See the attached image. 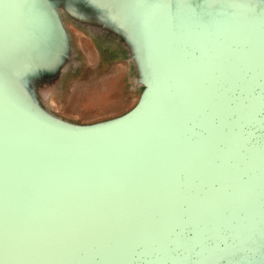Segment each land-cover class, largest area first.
I'll return each instance as SVG.
<instances>
[{
	"label": "water",
	"instance_id": "water-1",
	"mask_svg": "<svg viewBox=\"0 0 264 264\" xmlns=\"http://www.w3.org/2000/svg\"><path fill=\"white\" fill-rule=\"evenodd\" d=\"M141 2L149 10H164L160 24L170 16L173 29L185 35L178 45L186 54L178 56L194 58L190 73L181 77L192 113L175 108L177 114L165 127L168 135L185 148L214 137L213 154L201 144L197 157L188 161L177 142L150 132L159 125L153 129L158 119L150 107L158 101L167 111L159 98L174 94L171 80L179 78L181 67H169L171 80L158 97L137 45V59L128 56L139 91L124 111L78 122L55 113L41 98L37 87L53 78L68 57L69 37L58 7L77 18L96 20L124 38L129 29L123 17L135 19V0H4L5 15L25 48L12 58L11 72L18 85L21 122L31 140L28 152L39 164L37 187L46 192L49 183L57 188L65 182L67 187L73 171L84 174L95 189L106 182L100 186L119 199L93 206L100 195H89L83 201L90 203L80 211L92 220L73 212L67 226L58 208L52 218L41 212L29 217L22 212L28 208L10 203V218L0 214V264H79L85 255L86 264H264V0ZM179 8L190 22L188 31L175 16ZM140 50L145 53L141 45ZM194 84L197 91L191 93ZM211 102L223 110L214 111ZM1 164L6 170L0 176L9 181H32L28 171H19L23 167ZM62 170L69 179H58ZM71 221L75 238L68 230Z\"/></svg>",
	"mask_w": 264,
	"mask_h": 264
},
{
	"label": "rangeland",
	"instance_id": "rangeland-1",
	"mask_svg": "<svg viewBox=\"0 0 264 264\" xmlns=\"http://www.w3.org/2000/svg\"><path fill=\"white\" fill-rule=\"evenodd\" d=\"M135 3L133 4L134 10H132L135 19L130 21L127 17H123V21L126 22L130 30H128V37L125 36L124 38L131 39V42L124 39L114 29L105 27L96 20L77 18L60 6L58 7L69 37L68 57L53 78L41 82L37 87L41 98L52 111L69 120L90 122L118 114L131 106L138 94L139 85L135 83V69L128 55L137 59L136 45L142 58V66H145L143 62L145 60L150 66V72L154 80L153 89L158 97L163 91L165 83L167 84L171 80L168 78V76H172L169 67L173 63H177L181 67L179 78L185 72L190 73L187 69L194 58L190 54L186 60L178 56V52H182V55L186 54L182 47L178 45L179 39L184 42L183 37L185 35H181L182 33L178 29H173L170 16H167V20L163 21L164 24H160L158 20L164 18V10L161 9L160 12L154 8L149 10V8L141 5V0H135ZM5 8L4 0H0V171L6 170L1 163L6 164V168L23 167L26 170L19 171H28L33 179L28 181L23 177L25 183L17 180L14 183L9 181L10 179L0 176V214L6 213L10 218L9 204L16 203L20 207L25 206L28 208L27 210L22 208V212L29 215V217L33 216L35 212H41L45 217L52 218L53 213L56 211L55 208H58L59 212L65 216L61 222L66 226L69 224V218L73 212L84 215V221H91L92 216L82 212L85 210L80 211L83 206L90 203L83 201L84 198L99 194L100 196L92 201L93 206L99 202L103 203L107 199L109 201H114L113 198L115 201L119 199L117 193L113 194L114 191H105L106 188L103 187V189L100 186L106 182L99 184V188L95 189V185L84 174L78 175L72 171L71 183L67 187H63L65 182L62 186L58 185L57 188L49 183L45 186L49 190L48 192L37 187L39 172H37L36 165L39 164L32 162L35 157L28 152L29 147H32L30 145L31 140L26 127L21 122L23 115L19 110L20 102L16 95L18 93L15 92L18 85L15 84L16 78L12 77L11 72L12 58H18L19 50L25 48L20 37L21 34L14 27L16 25L12 21L10 22L9 17L5 15L8 14ZM183 10L179 8L175 16H178L180 25L188 31L190 22L185 12H182ZM124 22L122 23L126 25ZM185 39L192 40L189 37ZM140 45L144 49V54L141 53ZM207 55L214 57V54ZM25 58L26 56L22 59ZM202 70V76H204L207 73L205 65H203ZM179 78L171 80V84L174 85L175 89L174 94H162L163 96L159 98L161 104L164 103L167 106V111L158 104V101L155 102L153 107H150L153 108L154 117L158 119L156 127H153V129L157 128L159 124L156 132L152 130L150 132L157 139L169 136L168 139L172 143H178L176 145L177 150L182 153L185 151L186 158L189 161V159L197 157L201 144L204 145L209 154H213L212 142L214 137L206 136L201 138L198 144L186 146L185 148L183 142L177 140L175 136L168 135L165 127L168 120L171 121L170 117H174V113L177 114L175 108L179 110L180 106L181 114L192 113L189 111L190 109H187L191 99L190 94L184 93L185 89L181 86L182 78L176 83ZM47 88H49L47 90L49 92L43 94L42 91ZM195 91L197 90L194 84L191 93H195ZM214 106L217 108L214 111H221L224 107L218 102L216 104L211 102L210 108ZM235 108L240 109L238 106H235ZM167 112L170 115L169 117ZM181 114L178 117L181 118ZM203 125L208 126L206 119H203ZM40 146L43 147V144ZM43 149L46 150V148ZM160 155L163 157L162 152ZM41 163L45 167H49L46 166L47 163ZM156 170H158L157 172L162 171L161 166H157ZM62 171L58 175V179H60V176L63 179H69L70 177L66 174V171ZM45 172L49 171L46 170L40 174ZM76 182L80 186H75ZM47 196H50L51 200H48ZM74 208H77V210H74ZM70 227L68 230H71V232L76 231L72 221ZM71 236L75 238L76 234L73 232ZM99 240L100 242L105 241L103 238ZM74 246L75 239H72L71 248H74ZM102 248H105L104 245H102ZM104 256L106 259L109 257L108 255ZM78 261L79 264H86L88 257L85 255L82 260L79 258Z\"/></svg>",
	"mask_w": 264,
	"mask_h": 264
}]
</instances>
